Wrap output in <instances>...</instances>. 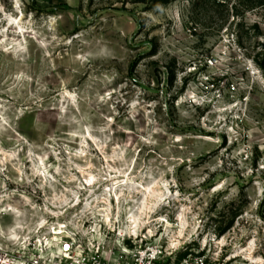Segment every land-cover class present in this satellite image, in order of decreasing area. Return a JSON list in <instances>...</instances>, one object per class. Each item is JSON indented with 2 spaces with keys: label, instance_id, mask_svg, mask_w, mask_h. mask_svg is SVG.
Wrapping results in <instances>:
<instances>
[{
  "label": "rangeland",
  "instance_id": "rangeland-1",
  "mask_svg": "<svg viewBox=\"0 0 264 264\" xmlns=\"http://www.w3.org/2000/svg\"><path fill=\"white\" fill-rule=\"evenodd\" d=\"M119 231L264 264V0H0V246Z\"/></svg>",
  "mask_w": 264,
  "mask_h": 264
},
{
  "label": "built area",
  "instance_id": "built-area-1",
  "mask_svg": "<svg viewBox=\"0 0 264 264\" xmlns=\"http://www.w3.org/2000/svg\"><path fill=\"white\" fill-rule=\"evenodd\" d=\"M213 61L209 64L213 65ZM53 238L26 243L16 250L0 246V264H224L209 253H191L181 260L175 254L134 232L119 231V248L104 245L84 248L76 237ZM105 234V238H107Z\"/></svg>",
  "mask_w": 264,
  "mask_h": 264
},
{
  "label": "bare ground",
  "instance_id": "bare-ground-1",
  "mask_svg": "<svg viewBox=\"0 0 264 264\" xmlns=\"http://www.w3.org/2000/svg\"><path fill=\"white\" fill-rule=\"evenodd\" d=\"M153 193H154V192H153ZM148 200H149V199H148ZM147 202H148V201H147ZM133 222H134L133 224H135V225L138 223V221H137L136 219H133ZM137 225H138V224H137ZM57 235H58V234H57ZM58 236H59V235H58ZM59 238H60V237H59ZM59 238H57V239H59ZM57 239H56V240H57ZM259 261H260V260H259ZM257 262H258V261H257ZM260 262H261V261H260Z\"/></svg>",
  "mask_w": 264,
  "mask_h": 264
}]
</instances>
